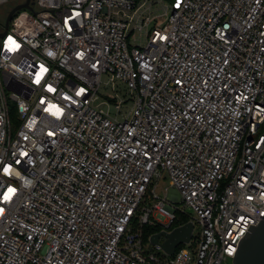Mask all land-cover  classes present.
<instances>
[{
	"label": "built area",
	"instance_id": "built-area-1",
	"mask_svg": "<svg viewBox=\"0 0 264 264\" xmlns=\"http://www.w3.org/2000/svg\"><path fill=\"white\" fill-rule=\"evenodd\" d=\"M32 1L0 30V264L233 259L264 217V0ZM179 214L173 255L143 240Z\"/></svg>",
	"mask_w": 264,
	"mask_h": 264
},
{
	"label": "water",
	"instance_id": "water-1",
	"mask_svg": "<svg viewBox=\"0 0 264 264\" xmlns=\"http://www.w3.org/2000/svg\"><path fill=\"white\" fill-rule=\"evenodd\" d=\"M32 0H24L14 5L8 12L4 28L6 29L13 15L21 9L32 10ZM0 31V37L4 35ZM175 193V198L179 196ZM264 216V213L263 215ZM193 223H186L176 226L170 231L161 230L150 235L149 241L158 245L167 255H173L177 246L183 243H189L192 238ZM231 264H264V217L260 219L256 226L250 224L244 237L240 239L239 245L235 251Z\"/></svg>",
	"mask_w": 264,
	"mask_h": 264
},
{
	"label": "rangeland",
	"instance_id": "rangeland-1",
	"mask_svg": "<svg viewBox=\"0 0 264 264\" xmlns=\"http://www.w3.org/2000/svg\"><path fill=\"white\" fill-rule=\"evenodd\" d=\"M23 1L24 0H8L7 2L0 4V30L4 28L5 18L9 10L17 3H20ZM164 11L165 9L161 6V4H158L156 5V7H154V13L156 15H161L164 13ZM138 35L139 34H137V37L135 38V40L131 37L128 39V45L130 47L134 45H141V46L145 45L144 34L142 33L141 37H138ZM108 77L109 76L107 75L102 76V86L99 90V99L97 100L96 103H99L102 106V108H104L105 110H108L109 113L113 117H116L119 120H123L131 107V100H127V102H125L121 106L120 109H117L115 107L114 102L108 101V99L104 97V94L113 93L114 92L113 87H115L116 85H120L118 81H116L115 83H112L111 81H109ZM119 94L122 97L128 98V95L124 94L123 92H119ZM169 188H170L169 176L167 175V173L164 172L156 187V192L159 196H163L164 194L167 193V190ZM187 212H190V211H187ZM200 231H201V227L199 226V224L196 223L194 225V234L198 235ZM187 249L190 253H192L193 252L192 250L195 249V247L193 246V243L191 244V246L189 245ZM231 263H232V259L229 258L227 260H224L222 264H231ZM185 264H193V262L191 260H188V261H185Z\"/></svg>",
	"mask_w": 264,
	"mask_h": 264
},
{
	"label": "trees",
	"instance_id": "trees-1",
	"mask_svg": "<svg viewBox=\"0 0 264 264\" xmlns=\"http://www.w3.org/2000/svg\"><path fill=\"white\" fill-rule=\"evenodd\" d=\"M189 220V218L186 216V215H181V214H179L178 215V218L175 220V222H174V226H176V225H179V224H184V223H186L187 221ZM143 240L145 241V242H147L148 241V239H149V236L150 235H152L153 233H155V232H158V231H160V228L158 227V226H149V225H145V226H143ZM182 246V245H181ZM180 246V247H181Z\"/></svg>",
	"mask_w": 264,
	"mask_h": 264
},
{
	"label": "snow or ice",
	"instance_id": "snow-or-ice-1",
	"mask_svg": "<svg viewBox=\"0 0 264 264\" xmlns=\"http://www.w3.org/2000/svg\"><path fill=\"white\" fill-rule=\"evenodd\" d=\"M9 39L11 40L12 38L9 37ZM37 83H39V76L37 77ZM81 91H83V90H81ZM51 108H54V109H55V113H54L55 115H60L62 109H60V108H59L58 106H56V105H52ZM51 108H50V110H51ZM25 155H26V153H25ZM18 163H19V162H18ZM10 167H11V166H9L8 168H4V172H5V173H9V171H10ZM16 191H17L16 189H14V188H12V187H9L8 190H7V192H5L4 195H3V200H4L5 202L9 201V200L12 198V196L14 195V193H15ZM2 211H3V209H0V212H2Z\"/></svg>",
	"mask_w": 264,
	"mask_h": 264
}]
</instances>
